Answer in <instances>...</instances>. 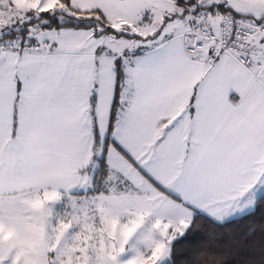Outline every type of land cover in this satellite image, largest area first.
Returning <instances> with one entry per match:
<instances>
[{"label":"snow or ice","instance_id":"1","mask_svg":"<svg viewBox=\"0 0 264 264\" xmlns=\"http://www.w3.org/2000/svg\"><path fill=\"white\" fill-rule=\"evenodd\" d=\"M0 264H264V0H0Z\"/></svg>","mask_w":264,"mask_h":264}]
</instances>
